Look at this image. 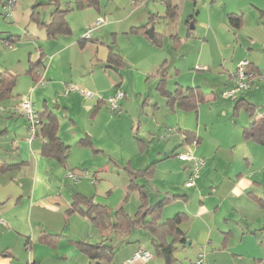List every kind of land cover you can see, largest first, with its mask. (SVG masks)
<instances>
[{"label":"crops","instance_id":"0c3cea01","mask_svg":"<svg viewBox=\"0 0 264 264\" xmlns=\"http://www.w3.org/2000/svg\"><path fill=\"white\" fill-rule=\"evenodd\" d=\"M191 1L194 5L197 0ZM167 4L176 7L173 19L166 16ZM186 6L188 5L185 0L182 4L183 9ZM203 7L209 16L214 18L219 16L220 26L208 19L207 23L201 24L203 27L201 31H197V17L200 10L191 7L189 11L191 13L185 20L187 29L183 33L178 32V29H174V25L178 26L182 21L178 3L174 0H160V12L161 10L163 12L161 16L167 25L173 26L169 33L154 30V17L159 15L156 13L150 14L148 21L143 24L131 25L129 31H124L121 36L127 39L131 36L143 39L145 43L143 45H150L157 50L163 48L168 37L173 51L179 54H175L179 60L185 53L180 49L186 40L197 39L201 45L211 40L220 49L226 41L225 46H229L225 34L235 36L237 32L247 28L248 18H253L252 23L255 24L257 32L264 36V0H203ZM228 14L240 15L241 22L238 28L231 26L227 19ZM136 28L142 29L134 31ZM150 28L152 30L147 34ZM81 34L82 37H79L81 35L70 37L69 40L64 38L68 35L49 39L45 34L47 41L37 47L34 61L30 64L29 70H26L35 85L30 93L32 95L30 102H37L40 105L37 106L36 112L42 123L38 126L36 134L31 136L25 127H14L12 131L4 127L1 131L5 136L11 135L16 139H12L10 144L11 148H15L12 155L4 159L0 154V166L8 164L17 167L7 169L2 167L0 170L2 173L0 174V264H89L88 257L76 244L79 241L90 244L101 242L107 244L108 240L116 242L115 249L118 247L122 252L119 259L121 263L130 259L140 249L148 251L140 240V234H131L135 229L128 233H120L114 229L111 226L114 218L112 220L110 217L107 203L96 200L100 185L97 181L102 178L90 169L97 166L96 162L100 160L99 153H102L103 160L106 159V164L100 166L99 171L108 170L110 165L123 166L126 171L125 176L116 172L119 176L116 182H119V187L124 188L125 196L122 201L128 198L127 191L136 192L138 206L133 215L128 213L123 203H120L116 209H122L129 217H134L140 203L137 191L128 187L129 171L143 170L152 162H157L149 178L138 180L147 191L148 203L154 205L163 198L184 196L177 197L162 208L160 219L162 214L165 217L162 222L172 218L176 213H184L187 216L184 220L186 222L190 213L200 219L202 230L207 236H211L214 228L218 230V226H220L219 233L226 236L233 233L230 228L226 229L227 223L231 222L230 218H236L241 214L238 221L241 222L245 217L242 208L247 199L258 209H262V212L258 214L256 220L246 223V231L252 234L264 233V145L243 136V129L253 119H264V116L255 110L253 118L246 114L247 119L241 121L240 126L233 119L240 110L235 109L236 100L247 101L255 107L252 102L253 93H249L247 97L242 93L240 95L235 93L232 97L221 99L213 91L210 94L205 93L199 83L201 81L198 75L193 73L190 74L187 83L176 79L174 87L170 88L168 80L171 74L167 70L170 65L167 66L166 58L163 61H149L148 57L143 60L146 64L140 65V61H129L125 54L113 47L117 42L115 36L118 40L116 33H112V42L108 45L107 52L99 51L97 48L99 37L89 36L84 40L85 34ZM199 35L203 36L202 41ZM262 46L264 47V41ZM110 50L121 57V65L108 61ZM236 51L237 49L234 48L233 56ZM238 54L241 57L239 61L247 60L249 69L253 70L254 76H258V65L250 59L252 57L243 52ZM199 64L196 61L191 63L189 68L194 65L198 67ZM208 64L212 68L208 65L199 68L209 71V74L201 77L202 81L221 82L224 83L225 88L235 84L234 65L230 64L225 71H215L213 74L215 62L211 60ZM127 66L133 67L135 75H139L134 82L133 77L129 75L128 86L125 85L123 77L126 75ZM155 66H158L156 71ZM173 67L177 74L178 68ZM7 70L14 75L10 69ZM163 72L165 73L163 88L167 92L173 93L177 88L185 90L199 87L204 101L192 111L184 110L176 103H168L167 98L157 90ZM149 73L157 77L151 84L144 85L143 83H146V79L151 75ZM146 74L147 77L143 82V76ZM41 79L43 84L40 83ZM70 87L88 91L91 96L85 98L77 90L65 92ZM233 88L234 86L231 89ZM116 91H122L124 97L119 102V111L112 113L106 100ZM157 95L161 98L159 99ZM139 100H141L140 113L147 119L152 117L149 126L152 146L145 154H143L146 149L144 139L135 137L137 145L135 146L133 142H128L124 134L125 123H133L134 117L137 116H133L136 112L133 107L138 106ZM3 110L5 108L0 111ZM49 121L54 122L55 134L68 147L65 158L61 161L41 153L45 142L42 128ZM22 122L25 124L24 120ZM161 129L168 134L163 139L166 141L163 144L159 142L162 140L158 139V135L155 137ZM224 129L227 131L222 134ZM186 139L192 140L187 142ZM193 142H196V145H193ZM187 150L204 160L199 170V177L192 187L185 186L190 175V162L181 161L176 156L177 153ZM69 173L75 174L78 181L69 179L67 177ZM92 180L95 182L93 183ZM76 195L92 198L95 203L106 208V227H96L87 216L79 212L70 215L66 213ZM151 195H154L152 203ZM176 202L178 203L175 206L164 210ZM182 224L183 222L180 223L179 228L186 234L187 242L177 246L175 251L185 249L192 244L187 235L189 229L185 230ZM221 226L224 228L221 229ZM174 259L178 261L175 256ZM75 260H78V263ZM150 260L142 264H153Z\"/></svg>","mask_w":264,"mask_h":264},{"label":"rangeland","instance_id":"374dc122","mask_svg":"<svg viewBox=\"0 0 264 264\" xmlns=\"http://www.w3.org/2000/svg\"><path fill=\"white\" fill-rule=\"evenodd\" d=\"M1 1L2 0H0V72L7 71L8 68L15 76L11 97L0 102V107L5 108L6 110L0 111V154L3 155L4 159H7L9 155H12V153L15 152V148H11L10 144L12 143V139L16 138L11 135L5 136L1 131L4 127H6L8 131H12L14 127H25L28 132V122L21 111L16 112V108L17 104L24 97L28 101H31L30 96L32 95H30V93L35 85L30 74L26 73V70H29V67L31 66L30 64L34 61V57L37 53V47L39 45L42 46L47 41L43 28L30 21V14L35 8L40 13L42 21H47L50 13L54 9L53 2L55 0H15L10 16L2 13ZM57 1L60 9L70 10L67 13V20L72 28V33L71 35H68V37H64L66 40H69L68 38L70 37H78L79 35H81L79 37H82L81 33L85 34L87 29L93 27L90 36L99 37L100 42L96 44L97 48L99 51L104 50L107 52L108 45L112 42V33H116L118 35V40H116L115 36V41L117 42L113 45V47L121 51L123 55L125 54L129 61H140V65H145L146 62L143 60L148 57L149 61H163L165 58L167 59V66L170 65L167 70L171 74V77L168 80V87L170 88L174 87L177 82L175 81L176 79L187 83L186 81L189 79L190 74L193 73L198 75V79L201 81L199 83H201L205 93L210 94L213 91L216 93V96L224 99L227 97L224 95L226 89H231L234 85L231 83L230 85L232 86L225 88L224 83L221 82L202 81L201 77H204L205 74H209V71H203L199 68H201L202 65H208L212 68L210 64H208L211 60H213L216 65L213 69V74H215V71H225V68L229 67L230 64L237 68L240 62L239 59L241 58L238 53H245L249 57H252L250 59L258 65L259 74H257L258 76L255 75L256 81L250 89L237 91L236 94L240 95L242 93L245 97H247V95L252 92V102L255 104V110H257V113L264 116V47L262 46L264 36L263 34L257 32L256 27L254 26L255 24L252 23L253 18H248L247 28L237 32L235 36L225 34L228 37V42L230 44L229 46H225L227 43L225 41L221 49L211 40L209 42H204L203 45H201V42L197 39L186 40L180 49L181 52L185 51V53L183 54L181 60H179V58L175 56L178 52L175 53L173 51L168 37H166L163 48L161 50H157L150 45H146L148 47L143 45L145 44L143 43V39H139L135 36H131L127 39L123 35L121 36V33L124 31H129L131 25L134 26L139 23L143 24L148 21L150 14L156 13H159V15L154 17V30L162 33H169L173 26L167 25L165 20L162 18L161 15L163 12L162 10L160 12V0H99L98 8L87 7L80 10L76 8L75 0ZM174 1H176L180 7L179 16L182 19L180 25H174V29H178V32L183 33V31L187 29L185 20L191 13L189 12L191 7L200 10L197 17V31H201L203 28L201 24L207 23L208 19H211L213 23L219 25V16H216L215 18L209 16L206 9L203 7V0H197L194 5L191 0H186L188 6H186L185 9L182 7L185 0ZM97 20L100 21V25L98 27H94ZM248 33H251L252 35ZM17 36L18 38L16 41L14 40L10 46L6 45L4 42L5 40L10 39V37H12L11 39H14ZM199 37L202 41L203 36L199 35ZM221 38H223V36H221ZM234 48L237 49V51L233 56L232 51ZM168 50L170 51L168 52ZM196 61L200 63L199 66L197 67L194 65L189 68V65L191 63H195ZM224 62H226L225 65ZM173 66L178 68L177 74L174 71ZM157 69L158 66H155V71ZM125 73L126 75L123 77L126 86L130 84L128 80L129 75L133 77V82L137 77H139V75H135L133 67L128 68L127 66ZM146 77L147 74L143 76V82ZM156 77V75L151 74L146 79L147 82L143 84H151ZM158 98L160 99L161 97L158 96ZM32 99L34 98L32 97ZM121 99H123V97ZM140 101L141 100L138 101L137 107H133L136 110L133 116L137 115L138 117H134L133 123H125L124 134L128 139V142H133L135 146H137L135 143V137L138 136L144 139L146 142V149L143 154H145L148 148L152 146V139L149 137V126L151 125L152 117L150 116L147 119L144 114L140 113ZM33 105L35 111L37 106H40L37 102H34ZM232 112V117H234ZM233 119H235L240 126L242 124L241 121L243 122L247 119L244 109L241 108L238 111V115ZM22 120L25 121V124H23ZM163 129L155 135V137L158 135V139L162 140L159 141L162 144L166 142L163 139L168 135L166 131L162 132ZM222 131L223 134L226 133L227 130L224 129ZM147 140L149 142H147ZM154 140L157 141L156 138ZM98 156L100 157V160L96 162L97 166L91 168L93 170L90 169L92 172L95 171L98 177L102 178L97 181L100 185L96 200L107 203V208L112 220L114 218V211L119 207L118 205H120V203H123L128 213L133 215L138 206V203L136 205V192L132 190L127 191L129 196L126 201H122L125 196L124 188L119 187V182H116L119 177L116 172L125 176L126 171H124L123 166L117 167L114 165H110L108 170H103L102 172L99 171V169L106 164V159L103 160L102 153H99ZM194 156L198 157L196 155ZM150 202H154V195L150 196ZM177 203L178 202L171 204L164 210L175 206ZM242 209L245 217L241 222H238L241 214L237 215L236 218H230L231 222L227 223L228 227H226V229L230 228L233 233L226 236L219 233L220 226H218V230L214 228L210 237L207 236V234L202 230L200 219L188 213L189 218L186 222H183L182 226L185 230L189 229L187 230L189 232L187 235L190 237L189 240H191L192 244L189 247H185V249H178L175 251L174 256L178 258V261L174 260L172 264H193L195 257L199 252L205 254L207 264H264V233L256 232L252 234L251 232H247L245 228L246 223L256 220L255 218L258 214H260V212H262V209H258L252 201L247 199L243 203ZM163 216L164 215L162 214L161 220H164L163 218L165 217ZM222 227L224 228V226H221V229H223ZM131 234H140V240L145 244L146 248L150 252L148 253L151 256L150 261H152L153 264H165L162 258L155 255L153 247L148 239V235L144 231L135 229ZM107 242L108 245L112 246H115L114 243H116L111 242L110 240ZM121 254L122 252L117 247L112 258V263L110 264H120L121 262L119 259L121 258ZM75 262L78 263V260H75ZM139 262V264L145 263L141 260H139Z\"/></svg>","mask_w":264,"mask_h":264},{"label":"trees","instance_id":"16d2710c","mask_svg":"<svg viewBox=\"0 0 264 264\" xmlns=\"http://www.w3.org/2000/svg\"><path fill=\"white\" fill-rule=\"evenodd\" d=\"M7 0L1 1V6ZM76 8L78 10L87 7L98 8V0H75ZM54 9L50 13L47 21H42L40 13L37 9H33L30 14V21L41 26L47 38L55 39L60 35H70L71 27L67 20V13L69 9H60L57 0L54 2ZM176 13V7L166 5V16L169 19H173ZM227 19L232 27L238 28L240 26V15L228 14ZM142 28H136L134 31L141 30ZM5 40L6 45H9L18 38ZM89 37L84 36V40ZM81 40V39H80ZM155 42V40H153ZM108 61L112 64H122L121 57L111 50L108 52ZM40 63V62H39ZM37 63V64H39ZM249 69V67H248ZM252 73L253 70L249 69ZM254 74V73H253ZM15 76L8 70L0 72V102L8 99L12 95V88L14 86ZM165 84V73H162L161 79L158 82L157 90L167 98L168 103H176L178 107L192 111L195 110L197 105L204 101V96L199 87L187 88L182 90L177 88L173 93L167 92L163 87ZM244 109L246 114L253 118L255 113V107L244 100L235 101V109ZM40 118V116H39ZM41 120V119H40ZM42 121H40L41 125ZM42 133L45 137V142L42 145L41 153L45 156H52L61 161L65 158L68 147L62 143V141L55 134V125L53 121H49L47 125L42 128ZM187 134V133H186ZM243 136L247 139H252L260 145H264V119H253V121L243 129ZM185 140L187 142L191 141ZM152 162L143 170L129 171V185L130 189L136 190L139 199V208L134 217H129L122 209L115 211L114 223L111 225L120 233H128L133 229H140L148 235L151 246L157 257L164 260L165 264H172L175 260L173 252L177 246L184 245L187 242L186 234L179 228L180 223L186 220L187 216L184 213H176L172 218L162 222L160 219V213L162 208L173 201L177 197L184 196H171L163 198L154 205L148 203L147 191L143 184L138 180H146L152 175L155 164ZM4 168H13L17 165H1L0 170ZM79 212L87 216L96 227H106L107 225V213L106 208L98 203H95L92 198L76 195L71 203L70 208L67 210V214ZM79 249L88 257L89 264H105L112 263V258L115 251V246L105 243L90 244L79 241L76 243Z\"/></svg>","mask_w":264,"mask_h":264},{"label":"built area","instance_id":"2783aa9c","mask_svg":"<svg viewBox=\"0 0 264 264\" xmlns=\"http://www.w3.org/2000/svg\"><path fill=\"white\" fill-rule=\"evenodd\" d=\"M14 2L15 0H7L2 5V13H4L7 16H10ZM99 25H100V21L97 20L95 22L94 27L96 26L98 27ZM92 28L87 29V31L85 32L86 38L90 36ZM234 78H235L234 88L231 90H227L225 92V96L232 97L237 91L248 90L253 86L255 76L248 69V62L241 61L239 63V65L237 66L234 72ZM40 83L43 84V79L40 80ZM68 90H77L85 98L91 96L90 92L82 90V89H77L75 87H70L65 92H67ZM122 97H124V93L122 91H116L112 96L107 98L106 100L107 106L111 112L119 111L120 109L119 102ZM17 108L19 111L22 112V114L24 115V117L26 118L28 122L29 133L31 134V136H34L36 134L38 126L40 125V120H39L38 113L35 111L33 103L26 99H23L17 104ZM2 109L3 108L0 107V110ZM193 145H196V142H193ZM176 156L181 161L190 162L191 164L190 175L187 181L185 182V186L186 187L194 186L196 179L199 177V170L204 164L203 160L201 158L195 157L190 150L179 152L176 154ZM67 177L73 180L74 182L78 181V177L73 173H69ZM92 182L94 183L95 181L92 180ZM150 258L151 256L148 253V251L140 249L130 259H128L127 261L121 264H135L139 262V260H141L142 262H146ZM193 264H207L205 254L202 252H199Z\"/></svg>","mask_w":264,"mask_h":264},{"label":"water","instance_id":"95a60500","mask_svg":"<svg viewBox=\"0 0 264 264\" xmlns=\"http://www.w3.org/2000/svg\"><path fill=\"white\" fill-rule=\"evenodd\" d=\"M192 27V26H191ZM152 28H150V30L147 32V34H149V32H151Z\"/></svg>","mask_w":264,"mask_h":264}]
</instances>
